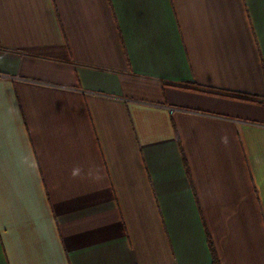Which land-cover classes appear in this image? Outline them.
<instances>
[{"label": "crops", "instance_id": "1", "mask_svg": "<svg viewBox=\"0 0 264 264\" xmlns=\"http://www.w3.org/2000/svg\"><path fill=\"white\" fill-rule=\"evenodd\" d=\"M0 38V264H264V0H0Z\"/></svg>", "mask_w": 264, "mask_h": 264}, {"label": "clouds", "instance_id": "2", "mask_svg": "<svg viewBox=\"0 0 264 264\" xmlns=\"http://www.w3.org/2000/svg\"><path fill=\"white\" fill-rule=\"evenodd\" d=\"M221 140H222V143H225V144H227V142H228L227 136L222 137ZM83 172H84V169L82 167H80V166H77V167L73 168L71 174L75 178V177L80 176ZM94 173L96 175H98V170H96V169H94L93 167L90 166L89 169H88L87 175L91 177V176L94 175Z\"/></svg>", "mask_w": 264, "mask_h": 264}, {"label": "built area", "instance_id": "3", "mask_svg": "<svg viewBox=\"0 0 264 264\" xmlns=\"http://www.w3.org/2000/svg\"><path fill=\"white\" fill-rule=\"evenodd\" d=\"M0 45H1V38H0ZM169 110H170V112H174L175 110H176V108H173V107H169Z\"/></svg>", "mask_w": 264, "mask_h": 264}, {"label": "trees", "instance_id": "4", "mask_svg": "<svg viewBox=\"0 0 264 264\" xmlns=\"http://www.w3.org/2000/svg\"><path fill=\"white\" fill-rule=\"evenodd\" d=\"M214 255H215V253H214ZM215 262H216V264H219V262H217V260H215Z\"/></svg>", "mask_w": 264, "mask_h": 264}]
</instances>
